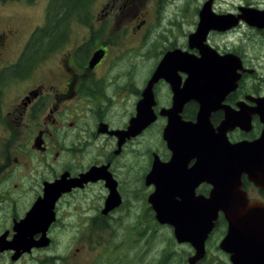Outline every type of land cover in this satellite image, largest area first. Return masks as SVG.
<instances>
[{
    "label": "flooded vegetation",
    "instance_id": "af4514ba",
    "mask_svg": "<svg viewBox=\"0 0 264 264\" xmlns=\"http://www.w3.org/2000/svg\"><path fill=\"white\" fill-rule=\"evenodd\" d=\"M214 1L213 13L231 15L230 22L235 24L207 33L203 43L211 54L206 57L208 63L196 69L233 75L222 82L223 93L220 88L210 91L211 99L221 100L209 122L216 130L225 119V109L234 114L241 111L243 118L236 120L243 121L228 130L225 138L230 145L252 143L264 128L257 113V101L264 98L258 88L264 76V1L244 0L226 11H216ZM117 5L115 0L107 3L103 17L68 20L59 40L37 41L32 53L23 58L31 33L16 61L0 66V264H165L168 255H174L150 246L158 230L169 228L173 234V228L157 219L149 202L155 192L149 174L155 159L167 164L172 157L163 138L168 118L161 114L173 104L166 78L175 76L183 88L188 77L186 61L180 60L181 69L172 77L166 74L153 83V75L167 53L179 51L189 61L202 58L188 41L202 6L194 8L193 32L185 33L184 41L167 44L164 40L165 45L156 51L160 58L150 62L151 31L145 27L144 14L111 19ZM245 10L258 15L255 23L261 27L243 18ZM72 21L86 35L66 49ZM107 22L122 28L106 33ZM14 36L10 30L3 34L0 57ZM95 53L101 58L91 66ZM43 69L47 72L42 73ZM20 84L29 86L13 102H1L7 88ZM198 111V102L190 99L180 117L195 122ZM139 113L144 120L153 114L154 120L137 132L133 122ZM194 164L192 159L186 167ZM242 188L249 200L264 203V191L245 176ZM210 190V185L202 183L195 195L208 197ZM222 222L227 227L220 213L207 241ZM103 233L118 236L109 242ZM124 235H128L126 241ZM119 245L146 246V260L131 254L118 257Z\"/></svg>",
    "mask_w": 264,
    "mask_h": 264
},
{
    "label": "water",
    "instance_id": "95a60500",
    "mask_svg": "<svg viewBox=\"0 0 264 264\" xmlns=\"http://www.w3.org/2000/svg\"><path fill=\"white\" fill-rule=\"evenodd\" d=\"M213 1H205L199 13L197 28L188 36L190 47L198 48L202 58L189 61L190 57L179 51L167 53L153 75L154 83L161 76H171L181 69V61H186L187 67L184 68L188 77L183 88H179V80L176 81L175 76L174 80L166 78L171 84L173 104L161 114L168 118L163 138L172 157L167 164L154 160L149 179L155 186V192L149 202L157 219L173 228L176 242L188 243L194 250L188 264H196L204 258L205 242L220 213L227 229L218 247L229 256L230 264H264V203L249 200L242 188V177L245 176L246 181L264 191V128L255 142L230 145L225 133L240 123L241 120L237 122L236 119L243 118L240 116L241 111L234 114L225 109L224 121L214 130L209 116L219 108L221 99L215 101L209 95L219 88L223 93L226 87L222 82L233 74L222 70L213 74L199 73L196 69L198 64L208 63L206 57L211 54H208L211 50L203 43L207 33L210 30H224L235 24V21L230 22L231 15L213 13ZM243 12H246L243 18L249 24L261 27L255 23L259 19L258 15L250 14L248 10ZM100 58L101 54L95 53L90 65L97 63ZM189 88L194 89V94ZM190 99L198 102L199 111L195 122H184L180 113L185 102ZM257 104V113L264 125V98ZM142 117L139 113L133 122L139 128L137 132L154 120L153 114L145 120ZM192 159H195L194 166L187 168V162ZM202 183L211 186L208 197L195 195L197 186Z\"/></svg>",
    "mask_w": 264,
    "mask_h": 264
},
{
    "label": "rangeland",
    "instance_id": "374dc122",
    "mask_svg": "<svg viewBox=\"0 0 264 264\" xmlns=\"http://www.w3.org/2000/svg\"><path fill=\"white\" fill-rule=\"evenodd\" d=\"M111 1L112 0H93L88 11L90 14L89 18L103 17L105 13L104 7L107 3L110 4ZM157 1L158 0H115V2L118 3L117 10L110 15V17H112L111 19H121L123 17L133 16L135 13H137L139 17L141 16L140 14H144L143 18L146 19L145 27H147V29L149 28L151 31L152 58L150 62L160 58H157L156 51L159 45L164 44V40H166L167 44L169 41L170 43L173 42L174 39L182 41L185 33H188L190 30L193 32V20L195 21L193 17L194 8L198 5L201 7L206 0H162V2L158 4ZM243 1L244 0H215L214 2L216 11H226L230 10L233 5L242 3ZM48 3L49 0H34L32 3H29L27 0L0 1V43L4 33L10 30V32L14 31L15 34L4 53L1 51L3 55L0 57V66L15 62L25 42L29 38L28 36L38 30L39 27L42 28L45 26ZM123 3H125L124 6H122ZM155 11L157 13L156 18ZM176 17L178 18L177 21H179V25L177 26L175 25ZM109 22L112 23L111 20ZM110 23L107 22L108 26H106V33H118L122 28L121 25L116 26ZM84 30L85 29L81 27L78 22L72 21L69 28L70 36L67 39L65 48L71 49L78 42L82 41L86 35ZM56 57H58V55H55L54 58L56 59ZM41 72L46 73L47 71L43 69ZM262 81V85L258 83V88H261L264 94V76ZM25 86L28 87L29 85L20 84L10 86L7 88L8 93L1 95V99L4 98L1 102L8 101V104L13 102ZM157 232L158 233L155 234V239L152 240L153 245L150 246L156 250V252H160L163 249H168V253L174 252V255L171 253L168 255L165 264H188L187 259L193 255V251L189 244H177L169 228H162ZM225 232V223H219L216 230L206 242V254L204 259L197 264H230L228 255L218 249V245L225 235ZM102 236L107 238V241L111 242L118 236V233H103ZM127 237L128 235H124L125 241ZM159 237H161L162 243H159ZM164 243L166 245H162ZM61 247L62 246H58V248ZM110 248L111 247H109V249ZM118 248L122 251L118 256L120 258L131 254L132 256L146 260V253L145 255L143 254L146 251V246L144 245H136V247L133 246L129 249L125 245H119ZM154 255L155 252L152 253L151 257Z\"/></svg>",
    "mask_w": 264,
    "mask_h": 264
},
{
    "label": "trees",
    "instance_id": "16d2710c",
    "mask_svg": "<svg viewBox=\"0 0 264 264\" xmlns=\"http://www.w3.org/2000/svg\"><path fill=\"white\" fill-rule=\"evenodd\" d=\"M27 1L32 3L34 0ZM92 2L93 0H49L45 26L32 34L25 46L22 57L24 58L32 53L33 45H36L37 41L50 43L53 40L54 42L59 40L58 35L62 34L65 22L68 20L89 18L90 14L88 11ZM51 20H56V22ZM52 35H55L56 38H50Z\"/></svg>",
    "mask_w": 264,
    "mask_h": 264
}]
</instances>
